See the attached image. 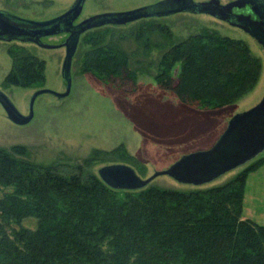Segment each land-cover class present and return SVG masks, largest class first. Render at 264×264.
<instances>
[{"label":"trees","instance_id":"16d2710c","mask_svg":"<svg viewBox=\"0 0 264 264\" xmlns=\"http://www.w3.org/2000/svg\"><path fill=\"white\" fill-rule=\"evenodd\" d=\"M107 32L88 40L83 73L136 86L139 70L118 44L105 43ZM149 32L173 39L168 27H144L137 35L149 51ZM261 68L242 41L204 30L163 51L154 77L184 103L216 110L249 93ZM42 71L33 58H15L6 83L33 87L28 81ZM87 166L34 165L0 148V264H264V226L243 219L248 176L264 157L220 187L192 192L116 191Z\"/></svg>","mask_w":264,"mask_h":264},{"label":"rangeland","instance_id":"374dc122","mask_svg":"<svg viewBox=\"0 0 264 264\" xmlns=\"http://www.w3.org/2000/svg\"><path fill=\"white\" fill-rule=\"evenodd\" d=\"M205 1L208 0H195L196 3ZM74 2L0 0V10L28 19L47 20L64 13ZM143 3L142 0H87L78 22L100 13L130 10ZM158 22L165 23L173 39L165 41L160 33H147L145 38L148 44L153 45L150 51L144 48V41H140L137 35L142 24L106 28L110 32L106 33L105 43L118 44L128 54L130 66L139 70L136 86L129 82L124 88L116 84L107 85L91 74L83 73L84 58L91 49L88 40L99 32L91 31L82 37L73 58L72 88L68 97L39 96L34 104V118L27 126L12 123L0 104V148L34 165L87 166L86 163L90 162L86 172L95 175L103 166L126 164L132 166L143 179L167 170L185 155L210 149L235 115L254 108L263 99L264 50L242 32L208 16L179 15ZM204 30L242 41L262 66L259 80L249 93L235 103L216 110H204L184 103L174 91L163 89L154 77L163 51L171 44L182 42ZM65 40L66 35H59L43 42L60 46ZM157 42L164 45L163 49L154 47ZM26 56L43 64L42 75L34 83L28 81L33 87L7 84L15 58L20 60ZM65 56L64 48L46 50L32 44L0 42V91L27 116L30 100L36 91L66 92L67 84L62 77ZM25 81L22 80V83ZM18 150L22 153H17ZM260 157H264V153ZM260 157L203 186L179 184L167 176L158 177L149 186L180 192L220 187L239 176ZM121 158L127 159L126 162H121ZM243 219L264 226V166L248 176ZM24 225L34 229L36 222L27 220Z\"/></svg>","mask_w":264,"mask_h":264},{"label":"water","instance_id":"95a60500","mask_svg":"<svg viewBox=\"0 0 264 264\" xmlns=\"http://www.w3.org/2000/svg\"><path fill=\"white\" fill-rule=\"evenodd\" d=\"M181 1H190L193 13L217 16L224 20V16H221L223 13L219 12L218 9L221 7L223 10L227 7L221 6L217 0L201 3L193 2V0H168V2L175 3ZM85 2L86 0H77L70 10L55 19L45 22L22 21L25 25L15 24L13 21H19L16 16L0 11V19L8 24L5 25V28H1L4 30L3 36L7 38L1 39L9 42L24 38L23 41L25 42L39 45V37L71 33L67 42L60 46L40 45L47 50L62 47L66 49L62 68V77L67 84L66 92L56 93L47 89L36 91L30 100L29 114L24 116L10 98L0 91V104L12 123L18 126L29 125L34 118V104L37 98L43 94H51L59 99H64L70 95L72 61L77 51L78 40L83 33L108 25L125 26L150 16L148 7L139 8L127 12L97 15L85 20L78 26H74L73 23L82 13ZM245 29L249 31L252 38L264 47V29H261L259 33H256L253 28ZM74 38L75 42H72ZM263 153L264 97L254 108L235 115L228 122L224 133L210 149L185 155L167 170L156 172L148 179L141 178L133 167L120 163L101 167L97 175L107 187L116 191H141L161 176L170 177L179 184L198 187L211 183L226 173L247 165Z\"/></svg>","mask_w":264,"mask_h":264},{"label":"flooded vegetation","instance_id":"af4514ba","mask_svg":"<svg viewBox=\"0 0 264 264\" xmlns=\"http://www.w3.org/2000/svg\"><path fill=\"white\" fill-rule=\"evenodd\" d=\"M76 1L77 0H75V2L70 6V8L68 10H70L72 8V6L76 3ZM147 1L148 0H142V2H145V3L140 4L134 8H131L130 10L118 11V12H105V13H100V14H96V15L91 16V17H94L97 15L108 14V13L127 12V11L136 10L139 8H147V7L149 9L148 12L150 13L149 17L142 18L138 21H134V22L127 24L125 26L108 25V26H105L102 28L86 31L85 33H83L80 36V38L78 40L77 50H78V47L80 45L82 37H84L86 34H88L91 31H100L102 29H106L109 27H126L129 25H137V24H142V28L143 27L147 28L152 24H155L157 26L158 25L165 26L164 25L165 23L158 22V21H160V20L163 21L164 19H168L170 17L179 16V15H189V16H201L202 15V16H208L210 18H213L218 22L224 23L225 25H227L231 29L242 32L243 34H245L246 36H248L249 38L254 40L264 50V47L260 43H258L254 38H252V36H250V34H249V31H247L245 29V28H247V29L253 28L256 33H259L261 29H264V0H226L224 2H222V0H217L220 2L221 6L227 7L223 10L221 7H219V9H218L219 12L223 13V14H221V16H224V20L220 19L217 16H210V15L193 13L191 11L192 5L189 3L190 1L189 2L188 1L187 2L181 1V2H176V3L175 2H168V0H154V1L150 0L148 2ZM209 1H212V0H208L205 2H209ZM86 2H87V0H86ZM86 2H85V4H86ZM193 2H195V0H193ZM85 4L83 7V10L85 8ZM83 10H82V13H83ZM177 10H179V11H177ZM0 11L16 16L19 19V21H17V22L13 21V22L17 25H21V24L25 25L24 22H22V21H35V22L49 21V20L55 19V18H57V17H59V16H61L67 12V11H65L64 13H62V14L54 17V18H49L47 20H34V19H28V18L19 16V15L15 14L11 11H7V10H0ZM82 13L78 17V19L73 23L74 26H78L81 23H83L85 20L91 18V17H89V18L83 19L80 22H78V20L82 16ZM6 24H7L6 21H2L0 19V42L1 43L32 44V45H35L39 48H42L40 46L41 44H47V43L43 42L44 39L52 38V37L59 36V35H66V40H65V42H63V43H66L67 40L69 39V37L71 36V33H61V34L54 35V36L39 37V45L36 43H32V42H25V41H23L24 38H20L16 41L13 40V41L9 42L7 40L1 39V38H7V37L3 36L4 30L1 29L3 27L5 28ZM27 31H30V30H27ZM72 42H75V38H74V40H72ZM47 45H49V44H47ZM62 48H64V47H62ZM42 49H44V48H42ZM50 50H52V49H50ZM65 52H66V49H65ZM76 53H77V51H76Z\"/></svg>","mask_w":264,"mask_h":264}]
</instances>
